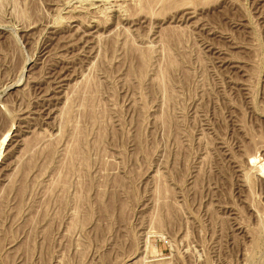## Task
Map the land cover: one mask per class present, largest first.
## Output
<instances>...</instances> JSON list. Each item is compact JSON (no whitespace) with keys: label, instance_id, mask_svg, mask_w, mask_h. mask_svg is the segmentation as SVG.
<instances>
[{"label":"rangeland","instance_id":"1","mask_svg":"<svg viewBox=\"0 0 264 264\" xmlns=\"http://www.w3.org/2000/svg\"><path fill=\"white\" fill-rule=\"evenodd\" d=\"M263 162L264 0H0V264H264Z\"/></svg>","mask_w":264,"mask_h":264},{"label":"bare ground","instance_id":"2","mask_svg":"<svg viewBox=\"0 0 264 264\" xmlns=\"http://www.w3.org/2000/svg\"><path fill=\"white\" fill-rule=\"evenodd\" d=\"M131 1H132V0H131ZM159 1H160V0H159ZM166 1H167V0H166ZM143 2H144V1H143ZM148 2H149V1H148ZM168 2H169V1H168ZM104 3H105V2H104ZM135 3H136V2H135ZM145 3H146V2H145ZM145 3H144V4H145ZM164 3H165V2H164ZM110 4H111V3H110ZM111 5H112V4H111ZM122 5H123V4H122ZM149 6H150V5H149ZM127 7H128V6H127ZM147 8H148V7H147ZM122 9H123V8H122ZM128 9H129V8H128ZM119 11H120V10H119ZM101 12H102V11H101ZM122 13H123V12H122ZM67 120H68V119H67ZM252 160H253V159H251L250 162H252ZM257 161H258V160H257ZM253 162H255V160H253ZM253 162H252V163H253ZM252 163H251V165H252ZM263 163H264V162H263ZM257 165H259V164H257ZM260 165H261V164H260ZM259 167H260V166H259ZM260 169H261V172L264 174V166L261 165V168H260Z\"/></svg>","mask_w":264,"mask_h":264}]
</instances>
